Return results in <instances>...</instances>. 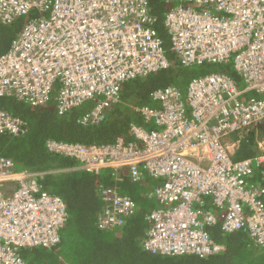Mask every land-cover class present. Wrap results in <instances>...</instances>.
I'll return each mask as SVG.
<instances>
[{
	"label": "built area",
	"instance_id": "built-area-1",
	"mask_svg": "<svg viewBox=\"0 0 264 264\" xmlns=\"http://www.w3.org/2000/svg\"><path fill=\"white\" fill-rule=\"evenodd\" d=\"M170 50L183 66L230 63L227 72L192 77L184 92L155 89L157 107L136 110L154 128L130 124L133 140L108 143L56 139L49 152L98 174L126 169L135 181L157 179L149 196L160 204L146 216L144 249L162 255L218 254L224 245L207 226L243 231L264 247V147L235 159L244 133L264 121V0H161ZM34 12L0 54V97L30 106L55 101L58 114L94 105L78 121L99 123L119 100L121 85L170 64L149 0H0V24ZM242 83V84H241ZM26 121L0 109V134L22 135ZM43 171L16 168L0 156V264H28L24 248H49L67 221L64 199L38 182ZM250 183V184H249ZM97 225L123 224L135 201L100 189ZM220 213V217L215 211Z\"/></svg>",
	"mask_w": 264,
	"mask_h": 264
},
{
	"label": "trees",
	"instance_id": "trees-1",
	"mask_svg": "<svg viewBox=\"0 0 264 264\" xmlns=\"http://www.w3.org/2000/svg\"><path fill=\"white\" fill-rule=\"evenodd\" d=\"M149 5L151 13L156 16L155 27L162 37L170 64L167 68L124 82L119 100L109 107L101 122L82 124L78 121L92 109V101L58 114L53 98L44 105L30 106L12 98L0 97V109L22 118L27 124V130L22 135L0 134V156L10 158L20 170L43 171L38 182L45 191L64 199L68 214L65 226L60 231V240L55 245L21 249L20 254L28 264H264L263 246L256 244L246 232L225 233L220 229L219 222L206 227L210 236L224 245V250L218 254L201 258L190 254L162 255L144 249L143 242L149 226L146 216L160 206L154 197L149 196L155 186L154 180L143 174L133 181L126 169L117 172L104 169V175L102 171L89 173L77 167V160L53 154L46 148L47 139L84 144L113 142L117 137L124 141L133 140L131 123L148 129L155 127L145 122L136 110L142 105L158 106L151 98L155 89L174 85L184 92L192 77L210 69L227 72L240 82L230 63L181 65L170 50L168 37L164 34L162 19L166 4L161 0H149ZM32 15L34 12L17 18L11 24H0V54L9 48L12 39ZM263 134L264 121L244 133L234 158L258 153V143ZM249 182L259 183L264 188L258 170L254 171ZM102 188H113L135 201V211L124 217L122 225L98 227V215L104 206L100 196ZM262 201L264 203V192ZM215 212L220 217V213Z\"/></svg>",
	"mask_w": 264,
	"mask_h": 264
},
{
	"label": "rangeland",
	"instance_id": "rangeland-1",
	"mask_svg": "<svg viewBox=\"0 0 264 264\" xmlns=\"http://www.w3.org/2000/svg\"><path fill=\"white\" fill-rule=\"evenodd\" d=\"M165 30V29H164ZM164 34H165V36H166V38H167V35H166V33L164 32ZM219 70L220 69H210V70H208L209 72H205V73H203V74H206V73H210V72H219ZM203 74H201V75H203ZM242 84V83H241ZM261 142H263V147H264V134L262 135V138H261ZM123 170V169H122ZM106 172V170H102V175H104V173Z\"/></svg>",
	"mask_w": 264,
	"mask_h": 264
},
{
	"label": "crops",
	"instance_id": "crops-1",
	"mask_svg": "<svg viewBox=\"0 0 264 264\" xmlns=\"http://www.w3.org/2000/svg\"><path fill=\"white\" fill-rule=\"evenodd\" d=\"M122 170V169H121ZM144 174H146V175H148L147 173H144ZM152 178V177H151ZM153 180H154V185L158 182V180L157 179H154V178H152ZM154 187V186H153Z\"/></svg>",
	"mask_w": 264,
	"mask_h": 264
}]
</instances>
